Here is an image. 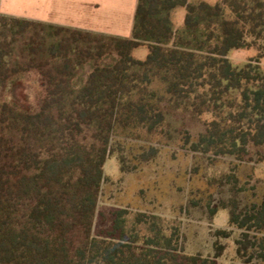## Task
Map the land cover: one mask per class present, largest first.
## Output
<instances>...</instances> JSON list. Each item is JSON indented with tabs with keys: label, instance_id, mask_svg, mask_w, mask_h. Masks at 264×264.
Segmentation results:
<instances>
[{
	"label": "trees",
	"instance_id": "1",
	"mask_svg": "<svg viewBox=\"0 0 264 264\" xmlns=\"http://www.w3.org/2000/svg\"><path fill=\"white\" fill-rule=\"evenodd\" d=\"M184 7L182 25L172 11ZM145 46L144 58L133 56ZM254 49L241 66L233 50ZM264 0H138L129 37L81 31L0 13V264H217L185 253L179 229L125 209L93 233L104 165L115 135L155 132L171 110L209 114L195 152L264 162ZM35 72L36 108L4 96L13 78ZM253 148V156H249ZM228 222L242 229L237 254L264 260V205Z\"/></svg>",
	"mask_w": 264,
	"mask_h": 264
},
{
	"label": "rangeland",
	"instance_id": "2",
	"mask_svg": "<svg viewBox=\"0 0 264 264\" xmlns=\"http://www.w3.org/2000/svg\"><path fill=\"white\" fill-rule=\"evenodd\" d=\"M202 1L214 4L218 0ZM184 14V7L172 11L176 28L182 25ZM108 32L123 31L95 33L113 35ZM146 53L145 46L132 51L139 59ZM255 53L254 49H238L231 51L228 58L241 66ZM259 65L264 72V58ZM42 95L35 72L13 78L4 93L7 100L34 108ZM209 119V114L196 118L188 112L170 109L165 124L155 132L139 130V136L115 135L111 140L112 152L104 165L93 233L99 235L111 228L115 212L125 209V228L135 227L140 235L147 234L144 224L134 222L135 214L144 212L161 216L167 233L171 226L177 227L185 253L213 257L218 244L222 252L217 264H264L257 247L249 246L237 254L236 242L242 229L228 222L233 206L236 214H243L253 205H264V162L249 161L248 156L236 160L191 150L184 142L185 135H189L190 142L194 141L203 129V121ZM250 153L252 157L253 148ZM248 233L257 241L264 236V229Z\"/></svg>",
	"mask_w": 264,
	"mask_h": 264
},
{
	"label": "crops",
	"instance_id": "3",
	"mask_svg": "<svg viewBox=\"0 0 264 264\" xmlns=\"http://www.w3.org/2000/svg\"><path fill=\"white\" fill-rule=\"evenodd\" d=\"M138 0H0V13L81 31L129 37Z\"/></svg>",
	"mask_w": 264,
	"mask_h": 264
}]
</instances>
